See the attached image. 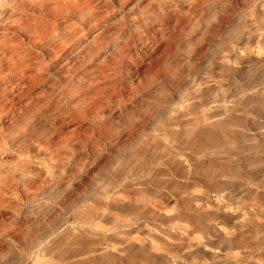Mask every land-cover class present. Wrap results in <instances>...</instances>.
Returning <instances> with one entry per match:
<instances>
[{"label": "rangeland", "instance_id": "obj_1", "mask_svg": "<svg viewBox=\"0 0 264 264\" xmlns=\"http://www.w3.org/2000/svg\"><path fill=\"white\" fill-rule=\"evenodd\" d=\"M0 3V264H264V0Z\"/></svg>", "mask_w": 264, "mask_h": 264}, {"label": "bare ground", "instance_id": "obj_2", "mask_svg": "<svg viewBox=\"0 0 264 264\" xmlns=\"http://www.w3.org/2000/svg\"><path fill=\"white\" fill-rule=\"evenodd\" d=\"M4 8V6H3V4L2 3H0V9L2 10ZM8 10V9H7ZM3 17V14L1 13L0 14V18H2ZM7 31V30H6ZM31 48V47H30ZM17 92V91H16ZM9 95V94H8Z\"/></svg>", "mask_w": 264, "mask_h": 264}]
</instances>
